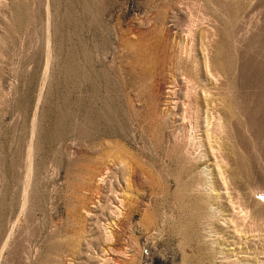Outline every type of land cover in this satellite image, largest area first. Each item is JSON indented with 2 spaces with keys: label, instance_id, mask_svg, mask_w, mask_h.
Segmentation results:
<instances>
[{
  "label": "rangeland",
  "instance_id": "rangeland-1",
  "mask_svg": "<svg viewBox=\"0 0 264 264\" xmlns=\"http://www.w3.org/2000/svg\"><path fill=\"white\" fill-rule=\"evenodd\" d=\"M0 264H264V0H0Z\"/></svg>",
  "mask_w": 264,
  "mask_h": 264
},
{
  "label": "bare ground",
  "instance_id": "bare-ground-1",
  "mask_svg": "<svg viewBox=\"0 0 264 264\" xmlns=\"http://www.w3.org/2000/svg\"><path fill=\"white\" fill-rule=\"evenodd\" d=\"M190 30V29H189ZM189 33H190V31H189ZM187 42V41H186ZM191 42H192V40H191ZM188 43V42H187ZM187 43H185V44H187ZM183 45H184V43H183ZM185 47H187L186 45H185ZM184 47V48H185ZM183 50V49H182ZM203 50H204V56H206L207 57V55H206V53H205V49L203 48ZM184 51H187L186 50V48L184 49ZM181 52V51H180ZM188 53V52H187ZM185 54V53H184ZM188 54H190V53H188ZM208 55H210L211 57L210 58H214V59H216L217 60V62L219 63V61L220 60H222L223 59V57H228L229 55H228V52H226V51H216V50H214L213 52H211V54H208ZM192 57V56H191ZM205 57V58H206ZM229 58V57H228ZM184 59V58H183ZM207 59H209V58H207ZM187 60V59H186ZM206 60V59H205ZM219 60V61H218ZM188 61V60H187ZM190 61V60H189ZM205 62H207V60L206 61H204V63ZM191 63H193L192 61H191ZM209 63V62H208ZM212 63V62H211ZM216 63V62H215ZM217 63V64H218ZM210 64V63H209ZM208 64V65H209ZM227 64V63H226ZM221 64H219V66H220ZM206 66H207V64H206ZM214 66V65H213ZM226 66V65H225ZM209 67V66H208ZM207 67V68H208ZM206 68V69H207ZM211 68H213V67H211ZM215 69V68H214ZM223 69H226L224 66H223ZM208 70V69H207ZM211 70V69H210ZM222 70V69H221ZM209 72V71H208ZM222 72H224V71H222ZM213 73V72H212ZM226 73H228L227 71H226ZM186 74H188V73H186ZM215 74V73H214ZM185 75V74H184ZM217 75H218V73H217ZM188 76V75H187ZM184 77V76H183ZM217 77V76H216ZM215 77V78H216ZM232 77V76H231ZM188 78H190L189 76H188ZM191 79V78H190ZM219 79V78H218ZM193 80V79H192ZM195 80V79H194ZM198 80V79H197ZM216 80V79H215ZM187 81H188V79H187ZM196 81V80H195ZM191 82V81H190ZM198 82V81H197ZM230 82H234L233 80L231 81L230 80ZM192 83V82H191ZM199 83V82H198ZM197 83V86L199 85ZM190 84V83H189ZM201 84V83H200ZM215 84V83H214ZM199 86H202V85H199ZM191 87V89L193 88V89H195L196 88V86L194 85V83H193V85L192 86H190ZM189 87V88H190ZM200 88V87H199ZM203 88H205V87H203ZM206 90V89H205ZM230 90H231V95H230V97H229V100H228V103H227V107H226V109L223 107V105L221 106V103L224 101V99L222 98V97H220L219 95H218V93L219 92H216L217 93V96L216 97H214V98H212V99H208V104H209V106H210V108H208L209 110H214L215 111V119H217L215 122L219 125L218 127H222V126H228V127H230L231 128V137H236V136H240L241 134H239L238 133V119H237V109H238V103H237V93H236V90H235V88H230ZM191 91H194V90H191ZM191 91H190V94H191ZM196 91H198V90H196ZM204 91V90H203ZM209 91H211V89L209 90ZM207 92H208V89H207ZM206 92V93H207ZM213 92H214V90H213ZM187 93H188V91H187ZM193 93H195V91L193 92ZM204 93V92H203ZM210 93V92H209ZM207 94V96H209L210 94ZM189 94V93H188ZM196 94H198V93H196ZM195 94V95H196ZM192 95V94H191ZM210 96H212V94L210 95ZM204 98V97H203ZM206 100V99H205ZM187 102V101H186ZM206 102V101H205ZM185 104H187V103H185ZM184 104V105H185ZM190 106V105H189ZM196 106V105H195ZM210 111V112H211ZM207 112H209V111H207ZM213 112V111H212ZM208 114V113H207ZM210 114V113H209ZM214 115V114H213ZM213 115H211L212 117H213ZM210 116V115H209ZM210 116V117H211ZM211 117V119H213ZM210 119V118H209ZM208 123V122H207ZM210 123V122H209ZM217 129V128H216ZM230 130V129H229ZM230 132V131H229ZM241 133V132H240ZM190 135L189 134H187V140H190V137H189ZM230 138V137H229ZM218 147V148H217ZM220 147V148H219ZM216 148L218 149V151H220L219 149H221L222 150V147H221V144L220 145H218V146H216ZM215 148V149H216ZM213 149V148H212ZM232 151V150H231ZM131 208V207H130Z\"/></svg>",
  "mask_w": 264,
  "mask_h": 264
}]
</instances>
